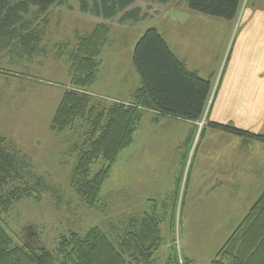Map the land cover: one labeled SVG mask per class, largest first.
<instances>
[{
    "label": "rangeland",
    "instance_id": "374dc122",
    "mask_svg": "<svg viewBox=\"0 0 264 264\" xmlns=\"http://www.w3.org/2000/svg\"><path fill=\"white\" fill-rule=\"evenodd\" d=\"M140 1L149 5L148 15L141 21L122 24L117 18L105 20L112 28L111 34L99 55L97 78L86 90L71 84L70 53L80 36L104 19L83 12L79 0H66L50 8L45 37L34 51H0V133L28 156L36 172L52 186L40 201L19 202L2 218L15 243L55 253L56 239L69 229L84 233L97 225L116 239L109 230V220L121 223L130 215L143 217L145 212L153 213L149 200L159 204L167 201L166 208L162 202L157 209L158 215H164L163 241L150 264H166L170 255L178 256L180 263L175 264H213L219 249L264 190V145L255 149V155L262 159L256 176L239 175L243 171H228L233 176L223 175L227 171H214L223 162L209 159L228 148L226 145L234 149L237 146L228 140L221 145L218 136L223 135L218 132L222 131L206 127L202 134L208 115L210 119L213 97L195 124L142 108L133 143L120 151L101 187L97 206L91 208L70 181L87 138V125L80 119L72 127L52 129L58 107L71 89L84 92L100 108L114 103L132 104L134 92L141 85L132 56L146 29L163 31L173 27L171 19L184 25L196 16H210L191 10L185 0L167 4ZM248 1L243 0L241 8ZM215 84L216 80L212 94ZM209 132L216 134L211 146L213 136ZM236 157L234 164L242 166L244 157ZM100 166V162L95 164L93 171ZM175 192L178 200L173 206Z\"/></svg>",
    "mask_w": 264,
    "mask_h": 264
},
{
    "label": "trees",
    "instance_id": "16d2710c",
    "mask_svg": "<svg viewBox=\"0 0 264 264\" xmlns=\"http://www.w3.org/2000/svg\"><path fill=\"white\" fill-rule=\"evenodd\" d=\"M65 1L0 0V51H34V47L45 37L50 8ZM79 1L83 12L104 19L89 33L80 36L70 53L71 84L74 88L86 90L97 78L101 64L99 55L111 34L112 28L105 20L117 18L122 24L137 22L144 14L141 7L134 5L136 0ZM159 1L168 3L170 0ZM185 1L191 10L234 20L243 0ZM40 18L41 22H38ZM132 60L141 79L132 104L114 103L100 108L91 103L90 96L84 92L71 89L65 93L52 122V129L59 131L74 126L80 119L87 125V138L80 149L70 181L80 199L90 208L97 206L101 187L120 151L133 143L142 108L195 124L203 117L212 94L213 79L189 70L156 27H149L141 35ZM215 94L216 91L212 95L213 100ZM205 121L202 134L206 127H210L264 145L263 133L213 121L209 115ZM99 162L100 168L93 171V166ZM51 188L48 180L36 172L28 156L0 133V264L153 262L154 252L163 241L161 223L164 221V215L157 213L163 201L159 204L156 200L148 201L153 210L151 214L145 212L143 217L130 215L121 223L109 220V230L116 235V239L96 225L84 233L73 229L61 233L56 239L55 253L48 249L35 251L15 243L2 216L24 200L40 201L41 196L50 192ZM177 200L175 192L173 206ZM163 204L166 208L169 202ZM175 262H179L178 256L172 258L170 255L166 264ZM212 263L264 264V190L219 249Z\"/></svg>",
    "mask_w": 264,
    "mask_h": 264
},
{
    "label": "crops",
    "instance_id": "0c3cea01",
    "mask_svg": "<svg viewBox=\"0 0 264 264\" xmlns=\"http://www.w3.org/2000/svg\"><path fill=\"white\" fill-rule=\"evenodd\" d=\"M147 3L137 0L134 4L143 9L142 19L148 15ZM196 17L184 25L171 19L173 27H165L163 31L166 34L159 31L189 70L204 78H212L213 84L216 80L211 120L264 134V0H249L243 5L237 24V18ZM218 135H223L218 136L221 145H226L225 140H228L229 144L237 147L226 145L228 148L209 159L223 162V166L214 168V171H227L223 175L228 176H233L228 171H243L238 172L239 175L256 176L262 167V159L255 155V149L263 144L237 136L232 138L222 132ZM209 141L211 146L216 140L213 136ZM237 154L245 161L240 167L234 164Z\"/></svg>",
    "mask_w": 264,
    "mask_h": 264
}]
</instances>
